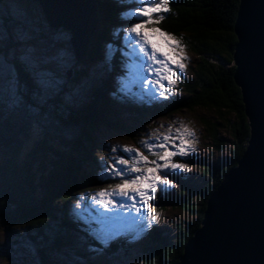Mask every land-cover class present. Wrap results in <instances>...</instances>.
I'll return each instance as SVG.
<instances>
[{
    "label": "trees",
    "instance_id": "trees-1",
    "mask_svg": "<svg viewBox=\"0 0 264 264\" xmlns=\"http://www.w3.org/2000/svg\"><path fill=\"white\" fill-rule=\"evenodd\" d=\"M88 1L93 6L94 25L88 32L85 48L77 59L82 63L94 61L100 56V43L107 42L108 47L104 61L106 68L101 77L95 79L94 84L89 87L87 101L75 108L65 103L59 104L54 94L47 108L25 112L30 103L27 97L32 83L28 75L17 67L12 68L11 77L16 84L21 85V92L18 90L20 119L4 113L0 101V155L9 153L8 157H0V218L8 224L27 222L26 228L30 230L27 231V237L29 236L28 240L32 245V252L25 256L23 253H16L13 246L16 241L12 244L5 240L2 251L17 264H63L62 261H71L72 257L75 261L83 262L85 257L76 248L67 246L61 249L64 241L63 238L60 241L58 231L79 230L85 222L79 218L72 219L67 214L49 224L46 222V218L51 215L47 210L48 204L58 199L63 209V204L75 187H83L88 181H96L89 174L90 169L97 168L96 165L87 168L88 172L79 167V163L84 162L88 155L84 145L98 148L90 133L102 121L112 128H124L120 110L118 117L114 104L122 100L125 117L133 121H137L145 112L156 116L180 109L204 108L210 114L200 122L210 148L218 152L224 148L227 150L224 157L211 162L199 159L193 161L202 173L198 183L171 173V177L177 182L178 191L166 197L158 195L154 200L157 205L170 204L186 216L176 218L169 233H163L156 227L148 230L146 240L141 243L138 261L129 264H173L181 252L182 243L199 225L207 194L217 185L224 171L235 164L247 138L248 128L239 90L231 78V51L235 41L232 22L237 0H172L170 11L162 13L165 18L156 25L163 31L184 37V44L194 55L191 73L185 81L179 83L182 87L180 95H173L158 104L153 101L149 107H145L140 100L129 101L130 95L121 92L119 88H109L110 98L105 95L108 85L103 78L120 64L122 56L118 52L123 53L126 49L120 44L123 26L120 12L124 5L133 3V0ZM123 18L130 20L133 17ZM11 42L12 40L6 44ZM109 48L112 50L110 55ZM82 72L84 67H69L65 76L73 80ZM111 111L115 115L107 117ZM28 119L35 123L39 131L38 138L23 155L34 162L32 172L28 170V161L14 162L11 147L14 134L26 128ZM99 120L101 121L98 122ZM12 122H15L18 130L13 129ZM49 138L55 139L61 148L50 146L47 143ZM69 150H74L77 157L70 154ZM183 159L186 163H191L192 156L187 155ZM6 170L16 172L9 182L8 190L2 185V173ZM8 224H3L7 232ZM59 245L61 251L64 250L63 258H54L53 251ZM123 245V239L109 242L105 251L112 254ZM25 259H30L29 263Z\"/></svg>",
    "mask_w": 264,
    "mask_h": 264
},
{
    "label": "rangeland",
    "instance_id": "rangeland-1",
    "mask_svg": "<svg viewBox=\"0 0 264 264\" xmlns=\"http://www.w3.org/2000/svg\"><path fill=\"white\" fill-rule=\"evenodd\" d=\"M81 1L79 0L78 4L83 7L84 5H82ZM136 5L137 0H133V3L124 5L120 12L122 15L121 23L123 24L120 32V44L124 45L126 49H124L123 53L118 52V54L122 56L120 64H117L111 73L103 78L107 80L108 86L105 89V95L108 98H110L111 94L108 91L109 88L113 87L120 89L121 79H127L129 75L130 69L127 66L132 63L133 58L125 55L129 49L124 42L123 34L125 35V30L132 23L140 19L131 14L135 12ZM124 16H132L133 18L125 20L123 18ZM52 22L54 21H51V23ZM148 27L158 26L155 23ZM169 34L180 40L181 44L184 46L180 55L186 57V59L181 60V63L185 65V71L183 73H180L179 69H175L179 75V79L174 85L170 86L172 94L169 95L165 93V95H168V98L176 94L180 95L182 87L179 83L183 82V80L185 81V79H187L186 77L191 73V66L194 59V55L184 44V37L178 34ZM68 36L69 32L66 27L60 25L51 27L46 24L36 0H0V101L2 102L4 113H7L10 117L15 116L17 118H19L18 114H21L18 110V90L20 91L21 85L19 83L16 84L14 78L11 77V72L13 73L12 68L14 67L25 72L29 77L30 83H32L27 97L30 103H28L27 107L25 106V112L27 111L30 113V111L35 112L36 110L47 108L54 94H56L59 104L65 103L75 108H78L80 106L79 104L87 101L89 87L94 84L93 82L95 79L101 77L104 68H106L104 66V61H106L105 51L108 44L107 42L100 43L99 49L101 51L99 58H96L94 61L89 60L86 63H82L79 59L75 60L73 58L67 40ZM10 40H12V42L6 44ZM135 59L139 62L138 57ZM230 62L232 63V60ZM69 67H84V72L79 74L77 78L69 80L65 76V71L69 69ZM172 67L174 68V65ZM26 74L24 75L26 76ZM144 76L148 80L155 78L154 75L149 76L147 71H145ZM164 84L166 87H169L167 81H164ZM131 87L132 92L141 94L143 98H141V95H130L128 98L129 101L133 100L138 102V100H140L145 107H149L153 101L158 104L166 100L163 98L152 99L151 96L143 95L144 89L140 85L133 84ZM114 104L117 107L118 117H120V110L124 128H112L103 121L99 124L97 123V129L90 134L95 138V143L98 148L94 149L93 147L84 145V149L87 151L88 155L85 156L84 162L79 163V167L85 170V172H88L87 168L90 169L93 165H96L97 168L94 170L90 169L89 173L96 181H88L83 187H75L63 204V209L58 199L50 201L47 210L52 216L49 215L46 218L47 223L51 224L53 220H57L60 216L65 217L67 214H69L72 219L77 220V218H79L83 219L85 222V217L88 215L85 209L95 214V209L99 207V205L93 201V196L101 190L110 191L119 180L118 177L110 173L109 165L118 157L128 159L134 154L124 152V147L141 152L151 161L157 159V157L150 155L145 148L141 146V141L159 145V143L163 141L164 136H170V140L166 142V146L169 150H174L172 148L171 137L177 136V129H180L181 135L184 129H188L193 134L191 137L193 141L191 148L195 149V151L189 154L192 156V161L191 163H186L185 159H183L185 156H177L174 157V162L186 164L190 171H176L173 172V174L178 177H185L192 181H196L197 183L201 180L202 173L200 167L193 163L194 160L199 159L203 162H211L226 155V148L218 152L211 149L209 146L205 131L200 122L201 119L206 118L210 114V112L204 108L194 107L191 109H180L156 116L145 112L137 121H133L125 117L123 113L124 103L122 100ZM114 115L115 114L111 111L107 117L112 118ZM100 121L101 120L98 122ZM27 122L28 124L25 129L20 133L18 131L14 134L11 147L14 151V162L19 163L23 160L28 161V170L32 172L35 167L33 164L34 162H30L29 157L26 158L23 155L31 147L32 142L38 138L39 131L31 119H28ZM11 124L14 130H18L15 122ZM158 137L159 139H157ZM184 138L188 139V137ZM47 143L50 146L61 148L58 142L53 138H49ZM175 143L179 144V139H176ZM114 148L116 151H113ZM155 151L162 153L163 149L157 147ZM69 153L73 154L74 157L78 155L74 150L73 152L69 150ZM8 156L9 153L0 155V157ZM131 163L132 161L130 160L129 167ZM1 164L2 162L0 161V167H2ZM153 166L154 165L151 164L140 165L142 170L145 167ZM15 173V171L11 170H6L2 173V185L6 190L9 189V182L14 178ZM171 176L172 174L169 173L168 179L174 183L175 187L168 188L164 191H158L155 194V199L158 195L166 197L169 194H176V191H178L176 186L177 182ZM81 198H83V200H81ZM155 199L150 200L148 204L153 209L152 214L158 215V222H152V226L145 229L138 238H133L132 235L125 233L111 240L110 242H117L123 239L125 244L116 248V250H114L115 253L112 254L105 251L107 244H102L96 236L93 235L91 229L101 227V225L96 222H92L91 225L85 222V225L79 230L66 231L60 229L58 235L60 236V241L62 238V241H64V246L62 245L63 247L61 249L67 246L71 249L76 248V250L85 257L83 262L78 260L75 261L72 257L71 261H62L63 264H129L138 261L141 243L146 240L148 230L152 227H156L163 233H169L172 229L173 221H175L176 218H185L186 216L170 204L157 205L154 202ZM78 202L81 203L80 209L74 207ZM137 206L140 207L139 204ZM147 211V209L142 208V214H147ZM78 212H83L84 216H78ZM3 224L8 223L3 222L0 218V264H17L12 257L9 258V255L2 251L4 242L5 240L11 243L16 241L15 244L12 243L16 253H23L27 256L32 252V245L28 240L29 236L27 237V231L30 230L26 228L27 222L23 221L8 224V232L3 228ZM83 228L85 230H83ZM60 245L58 249L53 251L54 258H59L61 256L63 258L62 253L64 250L61 251ZM29 261L30 259H25L26 263H29Z\"/></svg>",
    "mask_w": 264,
    "mask_h": 264
},
{
    "label": "water",
    "instance_id": "water-1",
    "mask_svg": "<svg viewBox=\"0 0 264 264\" xmlns=\"http://www.w3.org/2000/svg\"><path fill=\"white\" fill-rule=\"evenodd\" d=\"M36 1L47 25L67 28L72 55L79 58L94 25L92 3L82 0L81 14L73 3L79 0L60 12L54 0ZM232 32L231 78L247 138L235 164L207 194L199 225L173 264H264V0H237Z\"/></svg>",
    "mask_w": 264,
    "mask_h": 264
},
{
    "label": "snow or ice",
    "instance_id": "snow-or-ice-1",
    "mask_svg": "<svg viewBox=\"0 0 264 264\" xmlns=\"http://www.w3.org/2000/svg\"><path fill=\"white\" fill-rule=\"evenodd\" d=\"M171 2L172 0H137L135 12L131 14L140 19H137L125 30L123 37L129 49L125 55L133 60L127 66L130 69L128 78H122L120 81L121 92L134 96L141 95L132 92L131 86L137 84L144 89L143 95L151 96L152 99H168V95L165 93L172 94L170 86L179 79L175 69H179L180 73L185 71V65L181 63V60L186 57L180 55L184 47L180 40L162 31L159 27H148L165 18L162 13L170 11ZM111 51L109 48V55ZM137 57L139 62L135 59ZM145 71L149 76L154 75L155 78L146 79ZM164 81H167L169 87L165 86ZM141 98H143L142 95ZM176 132L177 136L171 137L174 150H169L166 146L170 136H164L159 145L147 141L140 142L141 146L157 159L149 161L148 157L141 152L124 147V152L134 154L128 159L118 157L109 165L110 173L118 177L119 180L110 191L101 190L93 196V201L99 205L95 209V214L85 209L88 212L85 222L89 225L92 222L101 225L91 231L102 244L106 245L125 233L132 235L133 238H138L145 229L152 226V222H158L159 217L152 214L153 209L148 202L155 199V194L158 191L175 187L174 183L168 179L169 173L190 171L186 164L174 162V157H184L195 151L194 148H191L193 134L188 129H184L182 135L180 129H177ZM184 137H188V139ZM176 139H179V144L175 143ZM157 147L163 149L162 153L155 151ZM113 151L116 149L114 148ZM130 160L132 163L129 167ZM149 164L154 166L145 167L143 170L140 167V165ZM138 204L140 207L137 206ZM74 207L80 209L81 203L78 202ZM142 208L148 210L147 214H142ZM77 215L83 217L84 213L78 212Z\"/></svg>",
    "mask_w": 264,
    "mask_h": 264
},
{
    "label": "bare ground",
    "instance_id": "bare-ground-1",
    "mask_svg": "<svg viewBox=\"0 0 264 264\" xmlns=\"http://www.w3.org/2000/svg\"><path fill=\"white\" fill-rule=\"evenodd\" d=\"M53 1V0H52ZM59 1V2H58ZM81 1V0H80ZM73 2V1H72ZM82 2V5H84L83 7L82 6H80L79 4H78V2H76V1H74L73 3H74V5H75V7L77 8V7H80L81 8V14H82V11L83 10H86L85 8V4H84V2L83 1H81ZM54 3H55V5H56V3H58L56 6L57 7H55L56 9H57V11L58 12H60L62 9H64L65 10V8H66V6L68 5V6H72V4H71V2H70V0H54ZM54 3H52V4H54ZM75 8V9H76ZM73 10V9H72ZM78 10V9H77ZM57 13H55V17L57 16L56 15ZM79 29H82L81 27H79Z\"/></svg>",
    "mask_w": 264,
    "mask_h": 264
}]
</instances>
